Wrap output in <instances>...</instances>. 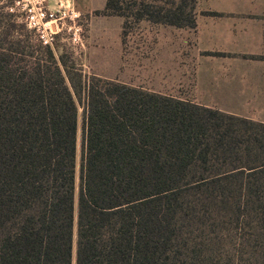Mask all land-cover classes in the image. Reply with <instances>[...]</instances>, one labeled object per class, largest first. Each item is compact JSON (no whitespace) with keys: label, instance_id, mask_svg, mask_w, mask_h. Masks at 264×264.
I'll return each mask as SVG.
<instances>
[{"label":"trees","instance_id":"1","mask_svg":"<svg viewBox=\"0 0 264 264\" xmlns=\"http://www.w3.org/2000/svg\"><path fill=\"white\" fill-rule=\"evenodd\" d=\"M194 9L104 8L178 28L194 27ZM11 17L0 14V264H264L263 122L110 80L84 89L60 59L69 87Z\"/></svg>","mask_w":264,"mask_h":264},{"label":"rangeland","instance_id":"2","mask_svg":"<svg viewBox=\"0 0 264 264\" xmlns=\"http://www.w3.org/2000/svg\"><path fill=\"white\" fill-rule=\"evenodd\" d=\"M70 4L80 14L77 24L80 27L79 43L72 42L69 33L63 30L56 35L51 50L58 66L65 75L66 84H71L65 71L71 70L73 78L77 72L83 74L82 87L93 79L110 80L121 84L140 87L144 90H161L162 78L165 82H173L179 71L185 68L182 63L190 58H182V49L186 48L185 29H172L162 24L151 23L148 20L135 22L134 16L130 15L124 24V18L119 15L107 14L104 10L106 0H69ZM133 0H127L128 6H132ZM13 0H0V14L10 13L12 19L18 25L13 34L21 36L28 34V52L38 56V47L42 46L36 36L31 32L20 16L10 11ZM46 47V46H42ZM17 48L14 46L13 50ZM180 52L178 64L174 63L176 53ZM60 59L65 62L67 69ZM181 62V63H180ZM177 66V67H176ZM72 68V69H71ZM180 69V70H179ZM169 86V85H168ZM154 92V91H153ZM78 107V129L76 136V183H79V165L81 159L82 133L85 90L81 99L75 97ZM216 109L229 107L238 112L231 114L250 119L256 116L264 122V110L251 112V106H209Z\"/></svg>","mask_w":264,"mask_h":264},{"label":"crops","instance_id":"3","mask_svg":"<svg viewBox=\"0 0 264 264\" xmlns=\"http://www.w3.org/2000/svg\"><path fill=\"white\" fill-rule=\"evenodd\" d=\"M194 10L193 28L166 26L185 29L182 58L190 60L181 62L186 70L179 69L181 77L177 71L173 82L162 78L161 90H147L208 107L264 110V0H195ZM179 54L177 50L175 65Z\"/></svg>","mask_w":264,"mask_h":264},{"label":"built area","instance_id":"4","mask_svg":"<svg viewBox=\"0 0 264 264\" xmlns=\"http://www.w3.org/2000/svg\"><path fill=\"white\" fill-rule=\"evenodd\" d=\"M10 11L20 16L42 46H51L63 30L69 33L72 42L80 41L77 24L80 14L69 0H13Z\"/></svg>","mask_w":264,"mask_h":264}]
</instances>
